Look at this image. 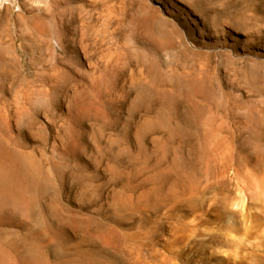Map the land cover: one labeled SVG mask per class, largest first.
I'll return each mask as SVG.
<instances>
[{"label":"rangeland","instance_id":"obj_1","mask_svg":"<svg viewBox=\"0 0 264 264\" xmlns=\"http://www.w3.org/2000/svg\"><path fill=\"white\" fill-rule=\"evenodd\" d=\"M0 264H264V0H0Z\"/></svg>","mask_w":264,"mask_h":264}]
</instances>
